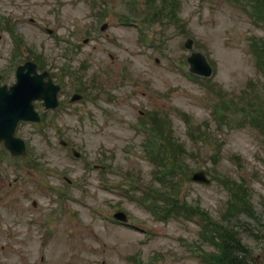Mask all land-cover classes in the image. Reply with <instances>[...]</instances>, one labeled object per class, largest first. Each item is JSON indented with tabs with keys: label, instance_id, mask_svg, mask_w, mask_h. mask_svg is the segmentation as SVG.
<instances>
[{
	"label": "rangeland",
	"instance_id": "1",
	"mask_svg": "<svg viewBox=\"0 0 264 264\" xmlns=\"http://www.w3.org/2000/svg\"><path fill=\"white\" fill-rule=\"evenodd\" d=\"M156 2L0 0V82L31 58L63 85L57 109L37 100L42 120L17 126L25 156L0 143V264H203L200 252L217 249L200 235L205 213L239 234L248 264H264V130L239 109L264 98V18L245 0ZM192 50L210 75L190 73ZM74 91L84 95L69 102ZM151 111L167 117L188 175L147 157ZM198 169L211 182L191 180ZM223 180L247 183L255 216L246 205L226 215L241 200ZM148 184L203 214L156 215L168 203L140 201ZM118 209L128 224L112 217Z\"/></svg>",
	"mask_w": 264,
	"mask_h": 264
},
{
	"label": "water",
	"instance_id": "2",
	"mask_svg": "<svg viewBox=\"0 0 264 264\" xmlns=\"http://www.w3.org/2000/svg\"><path fill=\"white\" fill-rule=\"evenodd\" d=\"M191 71L199 74L209 75L212 71L207 63L204 54L194 52L189 57ZM28 68L27 71H24ZM18 79L10 90L0 91V140L4 138L5 143L12 153H24L23 142L14 136V129L20 119L39 120V115L34 109L32 102L35 98H43L47 107H56L58 100L56 92L59 85L54 86L51 81L43 82L44 74L36 73L35 64L27 63L18 69ZM208 183L204 170H199L192 176ZM118 217L126 219L123 213L117 214Z\"/></svg>",
	"mask_w": 264,
	"mask_h": 264
},
{
	"label": "trees",
	"instance_id": "3",
	"mask_svg": "<svg viewBox=\"0 0 264 264\" xmlns=\"http://www.w3.org/2000/svg\"><path fill=\"white\" fill-rule=\"evenodd\" d=\"M253 1L255 3H258L259 6H261V8L264 9V0H253ZM161 12H162L161 9L159 10V12L155 11V13L158 15L161 14ZM261 49H262V47H261ZM256 104L258 105L259 110L253 108L254 109L253 112L256 113L255 118H254V120H256L255 124L259 128L263 127V130H264V99H262L261 101L260 100L256 101ZM250 109H252V108H250ZM163 138H165L168 141L166 144H164V147H165V150H164L165 155L164 156L167 157L166 153L167 152L171 153L173 151V154L171 156L172 158H170V157L167 158L168 162L164 161V160L161 161V163L169 165L168 169H171L170 172H167V175H170L171 173L174 174V172H175V174H177L178 170H179V169H176L177 167L184 170L183 174L188 175L185 172L186 170H188V164L183 166V159L184 158L178 154L179 151L176 148V146H177L176 145L177 144L176 139H174L173 137H165V136H163ZM172 146H173V148H172ZM175 150H177V151H175ZM161 157L164 158L163 156H161ZM160 179L165 180L164 176H162V178H160ZM174 182H175V185L173 188H175L177 185V181L175 180ZM148 188H150V187H148ZM233 188L235 189V193L238 195V198L241 200L240 208H243V206L246 205V207H244V208L247 209L248 201L245 199L246 198V196H245L246 195L245 194V190H246L245 185H243V184L242 185H236V186L234 185V187H232V189ZM175 191L177 192V190H175ZM146 193H148V192H146ZM161 198H162V200L165 199L167 201L168 205H166V204H164V205L166 208L168 207V209L170 211H172L173 213L178 211V205L183 210L187 209L190 212H192V210H194V208H191V207L189 208L187 205H185V206L181 205L182 203L179 201L176 194H174V195L167 194V192L163 191V192H161ZM221 239H222V244H221L222 254H220L219 256L216 255L215 258H224L226 261L228 260L227 264H234V263L238 264L239 260H238V258H236L234 256H237L238 252L245 251L246 247L241 245L240 241L237 239L235 234H232L231 230H229V229H226L222 232Z\"/></svg>",
	"mask_w": 264,
	"mask_h": 264
}]
</instances>
